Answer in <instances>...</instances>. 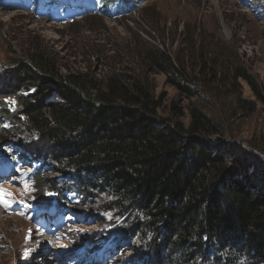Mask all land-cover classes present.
I'll return each mask as SVG.
<instances>
[{
    "label": "trees",
    "instance_id": "trees-1",
    "mask_svg": "<svg viewBox=\"0 0 264 264\" xmlns=\"http://www.w3.org/2000/svg\"><path fill=\"white\" fill-rule=\"evenodd\" d=\"M99 1V12L127 18L150 0ZM186 31L180 36L195 46L194 71L165 43L133 54L138 73L105 78L66 72L40 44L17 67L0 64V169L43 162L26 175L38 193L34 211L78 207L101 221L99 241L87 246L99 264H124L109 254L114 244L137 264H264V138L227 139L208 109L220 97L211 85L228 82L230 117L264 113V85L237 51L222 48L220 32L203 43V34ZM148 73L186 91L184 100L170 101V114L168 95L154 92ZM240 81L255 101L243 98Z\"/></svg>",
    "mask_w": 264,
    "mask_h": 264
},
{
    "label": "rangeland",
    "instance_id": "rangeland-1",
    "mask_svg": "<svg viewBox=\"0 0 264 264\" xmlns=\"http://www.w3.org/2000/svg\"><path fill=\"white\" fill-rule=\"evenodd\" d=\"M6 3L0 2V64L4 68L17 67L28 48L40 44L59 58L66 72L89 73L98 78L112 71L138 73L133 54L145 43L159 47L165 43L172 53L186 58L187 67L194 71L199 67L195 46L189 36L180 35L197 30L203 34V43L220 32L225 41L222 48L230 53L237 51L246 70L264 85V0H150L127 18L96 13L98 0H73L68 7L77 9L78 14L72 22L15 10ZM147 76L157 95H168L165 115L170 114L172 99L184 100L187 96L184 88L168 82L166 76ZM201 81L207 83L209 79ZM3 83L1 79L0 86ZM239 86L244 99L256 100L247 83L240 81ZM217 87L220 97L213 101L217 100L218 105L208 109L220 118L226 138L252 144L262 141L264 113L260 108L250 117L232 118L229 109L233 98L228 96L231 84L215 83L210 89L215 93ZM184 105L190 106L188 102ZM189 121L188 115L186 123ZM21 134L17 131L11 139L15 141ZM214 139L221 141L224 137ZM42 163L38 159L33 163L21 160L19 174L16 171L0 176V190L6 194L2 197L6 203L0 202V264H99L90 257L87 246L99 241L101 221L99 224L97 219L85 218L90 214L80 212L78 207L52 216L45 215L48 211L36 214L32 210L38 193L26 175ZM40 219L44 224L37 225ZM122 250V245L114 244L108 252L121 255L124 264H137L133 252L122 255Z\"/></svg>",
    "mask_w": 264,
    "mask_h": 264
},
{
    "label": "snow or ice",
    "instance_id": "snow-or-ice-1",
    "mask_svg": "<svg viewBox=\"0 0 264 264\" xmlns=\"http://www.w3.org/2000/svg\"><path fill=\"white\" fill-rule=\"evenodd\" d=\"M4 195H6V194L3 193L2 190H0V202H4V203H6V201H4V200L2 199V197H3Z\"/></svg>",
    "mask_w": 264,
    "mask_h": 264
},
{
    "label": "bare ground",
    "instance_id": "bare-ground-1",
    "mask_svg": "<svg viewBox=\"0 0 264 264\" xmlns=\"http://www.w3.org/2000/svg\"><path fill=\"white\" fill-rule=\"evenodd\" d=\"M0 176L5 177L6 175L0 174ZM48 245V244H47Z\"/></svg>",
    "mask_w": 264,
    "mask_h": 264
}]
</instances>
